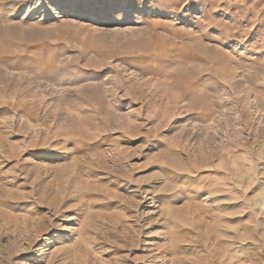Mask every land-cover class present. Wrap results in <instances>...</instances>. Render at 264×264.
Wrapping results in <instances>:
<instances>
[{
	"label": "rangeland",
	"instance_id": "obj_1",
	"mask_svg": "<svg viewBox=\"0 0 264 264\" xmlns=\"http://www.w3.org/2000/svg\"><path fill=\"white\" fill-rule=\"evenodd\" d=\"M0 42V264H264V0H0Z\"/></svg>",
	"mask_w": 264,
	"mask_h": 264
},
{
	"label": "bare ground",
	"instance_id": "obj_2",
	"mask_svg": "<svg viewBox=\"0 0 264 264\" xmlns=\"http://www.w3.org/2000/svg\"><path fill=\"white\" fill-rule=\"evenodd\" d=\"M14 57V56H13ZM18 59L21 60L22 59V56L21 55H18ZM40 60H38L39 62H41V58H39ZM0 60L4 63V66H5V69H2L3 71H0L2 74L0 75V97L2 96L3 99H4V96L6 95L8 97V90L10 89V85L9 84V76H10V73L6 72L5 70H7L10 66L9 62V58H8V54L7 52H5V45L0 42ZM28 62V61H27ZM12 63V62H11ZM1 65V64H0ZM7 68V69H6ZM11 70V69H10ZM9 74V76H8ZM22 83V82H21ZM13 85V83H12ZM18 86V85H17ZM23 87H26V86H23ZM15 88V87H14ZM19 88H22L21 86ZM27 88V87H26ZM13 89V88H11ZM16 90H19V89H16ZM10 91V90H9ZM13 92V91H12ZM23 92V90H22ZM27 92V91H26ZM25 92V93H26ZM24 94V92H23ZM12 95L10 94V97ZM15 96V95H14ZM9 97V98H10ZM2 99V98H1ZM8 99V98H5V100ZM12 99V97H11ZM4 100H2V103H0V112H6L8 111L10 108H12V106L10 104H6L5 102H3ZM1 102V101H0Z\"/></svg>",
	"mask_w": 264,
	"mask_h": 264
}]
</instances>
